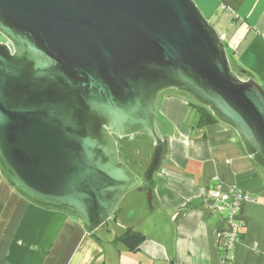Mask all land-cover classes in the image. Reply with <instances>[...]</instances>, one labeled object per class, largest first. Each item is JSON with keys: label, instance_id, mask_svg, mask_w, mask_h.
<instances>
[{"label": "water", "instance_id": "95a60500", "mask_svg": "<svg viewBox=\"0 0 264 264\" xmlns=\"http://www.w3.org/2000/svg\"><path fill=\"white\" fill-rule=\"evenodd\" d=\"M0 176L91 234L169 158L157 124L174 89L230 127L264 170V89L240 78L195 0H0ZM153 142L146 167L117 138Z\"/></svg>", "mask_w": 264, "mask_h": 264}, {"label": "crops", "instance_id": "0c3cea01", "mask_svg": "<svg viewBox=\"0 0 264 264\" xmlns=\"http://www.w3.org/2000/svg\"><path fill=\"white\" fill-rule=\"evenodd\" d=\"M204 3L234 63L264 89V0ZM189 103L174 89L159 96L157 116L169 139V158L152 185V210L158 214L140 226L115 215L89 234L66 213L28 202L0 176V264H218L216 231L229 225L211 209L215 201L208 191L216 188L255 198L241 203L235 215L241 227L233 259L264 264V170L230 127L196 124ZM126 228L145 236L136 251L115 242Z\"/></svg>", "mask_w": 264, "mask_h": 264}, {"label": "rangeland", "instance_id": "374dc122", "mask_svg": "<svg viewBox=\"0 0 264 264\" xmlns=\"http://www.w3.org/2000/svg\"><path fill=\"white\" fill-rule=\"evenodd\" d=\"M195 2L208 19L204 0H195ZM2 39L0 36V40ZM178 93L188 102H193L185 94ZM157 124L162 133V121L159 116H157ZM118 143L123 160L126 161L133 172L140 174L148 164L149 156L153 148L152 140L143 134H136L123 139L120 138ZM152 208L153 204L148 202L147 190L142 188V190H132L127 193L115 210V215H119V219L122 222H130L134 226H140V222L155 217L158 214Z\"/></svg>", "mask_w": 264, "mask_h": 264}, {"label": "built area", "instance_id": "2783aa9c", "mask_svg": "<svg viewBox=\"0 0 264 264\" xmlns=\"http://www.w3.org/2000/svg\"><path fill=\"white\" fill-rule=\"evenodd\" d=\"M221 8H225L221 5ZM208 197L214 199L211 209L225 217L228 230L219 229L216 231V238L219 243L218 264H235L233 251L238 243L240 223L235 220V215L240 209L241 203L254 202L255 198L249 193L232 188L228 192H221L218 188L208 191Z\"/></svg>", "mask_w": 264, "mask_h": 264}, {"label": "trees", "instance_id": "16d2710c", "mask_svg": "<svg viewBox=\"0 0 264 264\" xmlns=\"http://www.w3.org/2000/svg\"><path fill=\"white\" fill-rule=\"evenodd\" d=\"M225 47H226V51H227V55H228V59H229V63H230L231 69L240 78L247 79L249 77H252V75L248 71L242 69L241 67L237 66L234 63L232 53L227 48L226 44H225ZM189 106H190L191 111H192V115H193L192 118L194 119L196 124L206 125V124H209V123H212V122H217L215 117L205 107L200 106V105H198V104H196L194 102H190ZM119 139L120 138L116 139L117 146H118L119 159L124 161V162H126L125 160H123L122 155L120 153V145L118 143ZM121 139H123V138H121ZM147 188L148 187L145 184L143 186V189L147 190ZM114 215H115V213H114ZM91 234H94V232L91 233ZM239 238H240V235H239ZM143 240H145V236L143 234H141L140 232L132 229V228H126L121 234H119L118 236L115 237V242L122 243L129 251L138 250V247L143 242Z\"/></svg>", "mask_w": 264, "mask_h": 264}, {"label": "flooded vegetation", "instance_id": "af4514ba", "mask_svg": "<svg viewBox=\"0 0 264 264\" xmlns=\"http://www.w3.org/2000/svg\"><path fill=\"white\" fill-rule=\"evenodd\" d=\"M148 187V186H147Z\"/></svg>", "mask_w": 264, "mask_h": 264}]
</instances>
